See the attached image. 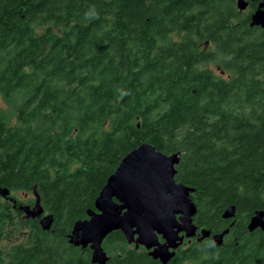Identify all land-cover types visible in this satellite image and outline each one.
Returning <instances> with one entry per match:
<instances>
[{
	"label": "trees",
	"instance_id": "1",
	"mask_svg": "<svg viewBox=\"0 0 264 264\" xmlns=\"http://www.w3.org/2000/svg\"><path fill=\"white\" fill-rule=\"evenodd\" d=\"M235 1L0 0V264H97L67 235L143 142L180 151L197 224L229 228L168 264H264V230L245 228L264 209V29ZM36 198L48 230L18 208ZM102 246L104 264H161L120 230Z\"/></svg>",
	"mask_w": 264,
	"mask_h": 264
},
{
	"label": "water",
	"instance_id": "2",
	"mask_svg": "<svg viewBox=\"0 0 264 264\" xmlns=\"http://www.w3.org/2000/svg\"><path fill=\"white\" fill-rule=\"evenodd\" d=\"M246 5V0H236L239 11ZM250 25L264 28V0L253 12ZM180 154V151L165 153L148 142L128 151L106 178L94 202L96 211L74 222L67 235L68 242L82 248L89 246L92 261L97 264L107 260L102 242L114 230H120L128 243L143 246L149 256L162 264L173 258L185 238L190 240L196 236V240L201 241L211 235L214 244L221 246L229 228L212 233L202 227L197 234L199 227L193 221L197 206L190 198L194 188L175 179ZM9 193V189L0 188V196L12 200ZM18 208L26 216L39 217L43 229L50 228L51 215L44 214L39 198L33 206L20 204ZM235 210V205L227 206L222 218H233ZM258 227L264 230V209L249 217L246 230ZM159 235L163 242L159 241Z\"/></svg>",
	"mask_w": 264,
	"mask_h": 264
},
{
	"label": "flooded vegetation",
	"instance_id": "3",
	"mask_svg": "<svg viewBox=\"0 0 264 264\" xmlns=\"http://www.w3.org/2000/svg\"><path fill=\"white\" fill-rule=\"evenodd\" d=\"M261 1H263V0H246V2H247V5H246V7H245V9H243L241 12H245V13H248L249 14V25H250V22H251V19H252V14H253V12L257 9V7H258V5H259V3L261 2ZM235 6H236V1H235ZM236 8H237V6H236ZM238 9V8H237ZM250 27H259V28H261V29H264V28H262V27H260V26H258V25H250ZM206 48V46H204V49ZM213 61H208V62H204L203 64H201V65H203V67L205 68V69H208L209 71H211V72H213V74L214 75H226V73H224V71L223 70H220L219 71V65L217 64V62H214L215 63V69H217L218 70V73H216V72H214L213 71V69L211 68V63H212ZM23 203V202H22ZM20 205V204H19ZM196 213H197V211H196ZM196 213H195V215L193 216V221H194V223L195 224H197V222H196V220H195V216H196ZM240 214L239 213H237V211L235 210V215H234V217L233 218H230V219H227L228 221H229V226L232 228L233 226H234V224H235V222L237 221V220H240ZM248 220H249V218H247L246 219V224H245V228H246V225H247V222H248ZM198 225V230H197V234L199 235V231H200V229L202 228V226H200L199 224H197ZM256 229H261V228H256ZM213 233V232H212ZM228 233H229V231H228ZM228 233H227V235H228ZM227 235H225V237L227 236ZM225 237H224V239H225ZM206 238H210L211 240H212V237H211V235L210 236H208V237H206ZM158 239H159V241L160 242H163L164 240L162 239V237H161V235H159V237H158ZM192 241H197L196 240V236H194V237H192L190 240H188V239H184V241H183V243L179 246V247H177L176 248V253H177V251H178V249L179 248H186L187 246H188V244L189 243H191ZM139 246H141V245H139ZM141 247H143V246H141ZM144 248V247H143ZM145 249V248H144ZM146 250V249H145ZM147 251V250H146ZM175 253V254H176ZM147 254H148V251H147ZM149 255V254H148ZM175 256V255H174ZM173 256V257H174ZM153 258V257H152ZM154 260H157L158 262H160L161 263V261L159 260V259H157V258H153ZM171 261V259L166 263V264H168L169 262ZM162 264V263H161Z\"/></svg>",
	"mask_w": 264,
	"mask_h": 264
},
{
	"label": "rangeland",
	"instance_id": "4",
	"mask_svg": "<svg viewBox=\"0 0 264 264\" xmlns=\"http://www.w3.org/2000/svg\"><path fill=\"white\" fill-rule=\"evenodd\" d=\"M211 68L213 69L214 72L218 73V70L215 69V63H214V62L211 63ZM26 197H27V193L24 194V195H22V194L19 193V194L17 195V198H18L20 201H21V199L24 201V198H26ZM21 202H22V201H21ZM225 239H226V238H225ZM13 241H15L14 238L8 237L6 240L1 241L0 245H1L3 248L7 249V247H8Z\"/></svg>",
	"mask_w": 264,
	"mask_h": 264
}]
</instances>
